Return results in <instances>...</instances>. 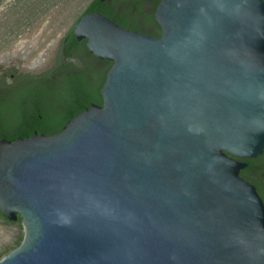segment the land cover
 Segmentation results:
<instances>
[{"label":"water","instance_id":"water-1","mask_svg":"<svg viewBox=\"0 0 264 264\" xmlns=\"http://www.w3.org/2000/svg\"><path fill=\"white\" fill-rule=\"evenodd\" d=\"M154 19L160 37L82 15L76 40L112 64L102 104L0 140V213L23 230L0 264H264V204L231 158L264 148V1Z\"/></svg>","mask_w":264,"mask_h":264},{"label":"trees","instance_id":"trees-1","mask_svg":"<svg viewBox=\"0 0 264 264\" xmlns=\"http://www.w3.org/2000/svg\"><path fill=\"white\" fill-rule=\"evenodd\" d=\"M159 1L91 0L75 23L84 14H100L123 29L160 37V27L154 19ZM62 41L65 56L73 55L77 62L82 60L84 67L72 70L64 63L53 79L0 91V140L25 139L34 133L58 134L92 104H102L100 89L111 63L88 53L85 40L78 42L72 28ZM4 256L0 253V259Z\"/></svg>","mask_w":264,"mask_h":264},{"label":"rangeland","instance_id":"rangeland-1","mask_svg":"<svg viewBox=\"0 0 264 264\" xmlns=\"http://www.w3.org/2000/svg\"><path fill=\"white\" fill-rule=\"evenodd\" d=\"M90 1L0 0V60L6 59L0 62L18 54L23 66L31 65L72 28ZM11 250L10 230L0 223V253Z\"/></svg>","mask_w":264,"mask_h":264},{"label":"flooded vegetation","instance_id":"flooded-vegetation-1","mask_svg":"<svg viewBox=\"0 0 264 264\" xmlns=\"http://www.w3.org/2000/svg\"><path fill=\"white\" fill-rule=\"evenodd\" d=\"M64 34L57 42L49 45L50 49H47L44 53H41L37 57L36 60L38 61L33 60L31 65L23 66L21 62L25 59L22 60V57L18 56V54L15 57L7 58L8 61L6 62H0V91H11L17 87H22L28 84L36 85L37 83L46 81V79H53L56 71L59 68H63L65 65H69L72 70L84 67V62L82 60L77 62L73 55L70 57L65 56L63 46L64 42L62 41ZM34 45L35 44H33V46ZM5 60V57H3L0 61ZM231 158L243 165V167L239 170L240 178L255 188L258 196L264 204V148L261 154L254 158ZM0 223L2 226L10 230L12 250L17 248L23 238L20 218L17 217L16 221L9 222L3 215V220L0 221Z\"/></svg>","mask_w":264,"mask_h":264}]
</instances>
